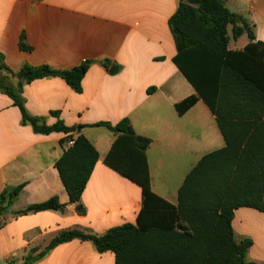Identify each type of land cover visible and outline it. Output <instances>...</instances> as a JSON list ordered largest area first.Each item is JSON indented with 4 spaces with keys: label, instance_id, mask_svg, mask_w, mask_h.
I'll return each mask as SVG.
<instances>
[{
    "label": "crops",
    "instance_id": "1",
    "mask_svg": "<svg viewBox=\"0 0 264 264\" xmlns=\"http://www.w3.org/2000/svg\"><path fill=\"white\" fill-rule=\"evenodd\" d=\"M222 1L247 20L254 43L264 45V0ZM179 5L180 0H0V53L8 69L17 72L27 64L63 71L94 62L83 78L81 94L59 77L24 87L30 115L44 117L48 126L58 120L67 127L84 126L70 134L34 133L30 125L22 124L13 101L0 93V196L22 187L14 205L2 214L0 264H23L29 250L43 251L62 231L78 228L102 235L137 224L142 188L104 163L116 136L97 124L116 126L128 119L137 135L151 140L146 155L152 192L174 207L191 170L204 156L226 146L206 101L214 104V88L201 86L200 92L174 64L178 51L169 20ZM247 32L233 42L230 37L229 50H244L250 44ZM102 60L120 65L121 70L110 75L98 63ZM192 96L198 97L197 103L180 115L176 105ZM69 136H84L98 152L81 198L85 215L70 203L56 168ZM53 197L65 212L16 214ZM232 228L237 242L252 241L247 261L264 264V211L235 210ZM31 264H116V260L111 251L98 253L91 241L73 240Z\"/></svg>",
    "mask_w": 264,
    "mask_h": 264
},
{
    "label": "trees",
    "instance_id": "2",
    "mask_svg": "<svg viewBox=\"0 0 264 264\" xmlns=\"http://www.w3.org/2000/svg\"><path fill=\"white\" fill-rule=\"evenodd\" d=\"M169 25L178 51L174 64L200 92L201 86L210 91L214 88V104L206 101L226 146L204 156L191 170L174 207L152 192L146 155L151 140L137 135L128 119L116 126L97 124L116 136L104 163L142 188L143 207L137 224L118 226L102 235L78 228L62 231L43 251L29 250L23 264H31L73 240L91 241L100 254L113 252L116 264H254L247 261L252 241L235 240L232 220L239 208L264 211V45L254 43L247 20L230 12L222 0H180ZM229 28L233 39L248 30L250 44L244 50H229ZM22 48L28 49L23 44ZM92 63L86 61L63 71L25 64L15 72L6 67L0 53V93L13 101L21 112L22 124L30 125L34 133L70 134L84 126L67 127L59 120L48 126L44 117L28 113L22 93L35 80L59 77L81 94L83 78ZM98 63L110 75L121 70L109 60ZM197 101L198 97H189L176 109L183 115ZM51 115L59 117L56 112ZM97 161V150L79 136L56 163L69 201L79 215L86 213L81 198ZM21 191L18 187L2 193L0 215L14 205ZM45 211L65 212V206L53 197L16 214Z\"/></svg>",
    "mask_w": 264,
    "mask_h": 264
},
{
    "label": "built area",
    "instance_id": "3",
    "mask_svg": "<svg viewBox=\"0 0 264 264\" xmlns=\"http://www.w3.org/2000/svg\"><path fill=\"white\" fill-rule=\"evenodd\" d=\"M76 138L73 136H69L65 141V148L66 150L72 148L75 145ZM5 223V219L2 215H0V227Z\"/></svg>",
    "mask_w": 264,
    "mask_h": 264
},
{
    "label": "rangeland",
    "instance_id": "4",
    "mask_svg": "<svg viewBox=\"0 0 264 264\" xmlns=\"http://www.w3.org/2000/svg\"><path fill=\"white\" fill-rule=\"evenodd\" d=\"M229 35H230V37H231V39H232V42H233L234 39H233V37H232L231 29H230Z\"/></svg>",
    "mask_w": 264,
    "mask_h": 264
}]
</instances>
